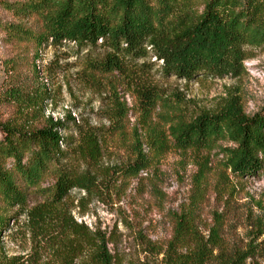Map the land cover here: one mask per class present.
I'll return each instance as SVG.
<instances>
[{
    "label": "rangeland",
    "instance_id": "374dc122",
    "mask_svg": "<svg viewBox=\"0 0 264 264\" xmlns=\"http://www.w3.org/2000/svg\"><path fill=\"white\" fill-rule=\"evenodd\" d=\"M2 1L24 0H0V23L25 25L4 10ZM148 50L145 58H128L129 67L134 68L131 76H99L90 81L87 61L110 52L101 40L97 46L81 48L64 42L37 51L32 43L13 41L0 29V121L15 116L7 91L19 86L30 95L40 93L38 108L27 118L32 127H42L49 118L65 124L61 134L70 141L62 150L69 158L59 165L89 175L93 185L89 191H70L64 208L90 232L106 236L114 264H167L184 215L192 219L203 240H211L213 230L219 233L221 250L216 254L222 251L224 257L242 258L244 264H264V176L233 175L225 153L233 145L227 142L201 151L169 148L160 153L151 147L157 136L170 141L169 121L217 113L231 99L239 100L251 117L260 113L264 109V46L247 48L249 58L239 77L199 76L191 81L167 76L163 60ZM142 85L160 96L149 117L139 95ZM121 105L129 109L123 119L119 118ZM79 127L95 128L102 140L103 154L97 164L72 156L79 145ZM141 147L149 168L132 176L129 167L139 159ZM54 183L51 177L31 189L27 208L42 204L50 196L43 191ZM3 209L0 215L6 211L10 220L1 235L0 264L62 263L69 238L51 236V231L43 235L27 214L19 215L17 208ZM89 261L87 253L75 263Z\"/></svg>",
    "mask_w": 264,
    "mask_h": 264
},
{
    "label": "trees",
    "instance_id": "16d2710c",
    "mask_svg": "<svg viewBox=\"0 0 264 264\" xmlns=\"http://www.w3.org/2000/svg\"><path fill=\"white\" fill-rule=\"evenodd\" d=\"M1 6L26 24L0 23V29L13 41L32 43L37 51L64 42L81 48L97 46L101 40L110 52L101 59L87 61L86 79L90 81L99 76H131L128 74L134 68L129 67L128 58H145L149 48L163 60L167 76L187 81L199 76L235 78L242 74L249 58L247 48L264 46V0H203L201 4L199 0H24L2 1ZM39 94L30 95L19 86L7 91V99L16 111L14 117L0 121V209L17 208L18 214H27L41 234L51 231V236L69 238L61 264H76L75 260L87 253L90 261L77 264H114L106 236L90 232L64 208L70 191H89L93 178L59 165L69 158L62 150L70 141L61 134L65 129L62 121L49 118L42 127L30 125L27 118L38 108ZM139 95L144 114L149 117L160 96L144 85ZM118 110L120 119L127 117L126 105ZM169 122L170 141L157 136L151 142L155 151L211 150L217 143L227 142L233 145L225 150L233 175L264 176V109L251 117L239 100L231 99L217 113ZM79 136L72 156L97 164L103 154L97 130L79 127ZM148 168L141 147L139 159L129 167L130 174L138 176ZM51 177L55 180L52 189L43 191L50 196L28 209L30 190ZM5 213L0 215V243L10 220ZM193 225L187 215L180 219L167 264H244L242 258L224 257L222 251L215 253L221 250L216 230L211 240L205 241Z\"/></svg>",
    "mask_w": 264,
    "mask_h": 264
}]
</instances>
